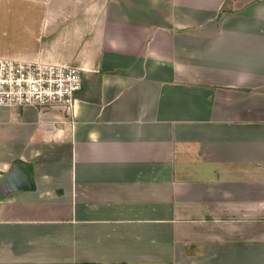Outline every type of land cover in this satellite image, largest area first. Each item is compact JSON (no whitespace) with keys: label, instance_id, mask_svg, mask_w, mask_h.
Here are the masks:
<instances>
[{"label":"crops","instance_id":"1","mask_svg":"<svg viewBox=\"0 0 264 264\" xmlns=\"http://www.w3.org/2000/svg\"><path fill=\"white\" fill-rule=\"evenodd\" d=\"M72 6L81 50L19 60L101 101L0 106V264H264V0Z\"/></svg>","mask_w":264,"mask_h":264},{"label":"rangeland","instance_id":"2","mask_svg":"<svg viewBox=\"0 0 264 264\" xmlns=\"http://www.w3.org/2000/svg\"><path fill=\"white\" fill-rule=\"evenodd\" d=\"M83 1L0 0V57L29 61L19 60V57L43 53L61 35L64 40L53 52L80 51L82 43L72 42L76 28L74 18L78 12L72 5ZM37 61L54 63L44 58Z\"/></svg>","mask_w":264,"mask_h":264},{"label":"built area","instance_id":"3","mask_svg":"<svg viewBox=\"0 0 264 264\" xmlns=\"http://www.w3.org/2000/svg\"><path fill=\"white\" fill-rule=\"evenodd\" d=\"M82 71L68 64L0 57V106L75 115Z\"/></svg>","mask_w":264,"mask_h":264},{"label":"trees","instance_id":"4","mask_svg":"<svg viewBox=\"0 0 264 264\" xmlns=\"http://www.w3.org/2000/svg\"><path fill=\"white\" fill-rule=\"evenodd\" d=\"M103 73H96L91 76H86L82 74V89L77 94V98L83 101L91 102L94 95H98V103L101 101V81H102ZM15 164H20L16 162ZM35 188L34 183H31L30 188H26V190H33Z\"/></svg>","mask_w":264,"mask_h":264},{"label":"water","instance_id":"5","mask_svg":"<svg viewBox=\"0 0 264 264\" xmlns=\"http://www.w3.org/2000/svg\"><path fill=\"white\" fill-rule=\"evenodd\" d=\"M9 179L15 182L17 186L24 189L31 187V181L29 176L22 170L18 164L13 165V170L9 175Z\"/></svg>","mask_w":264,"mask_h":264}]
</instances>
